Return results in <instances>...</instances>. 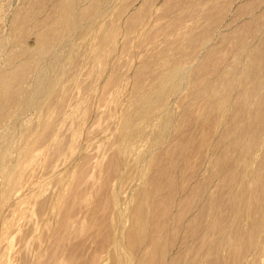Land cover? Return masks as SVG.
I'll return each instance as SVG.
<instances>
[{
  "label": "bare ground",
  "instance_id": "obj_1",
  "mask_svg": "<svg viewBox=\"0 0 264 264\" xmlns=\"http://www.w3.org/2000/svg\"><path fill=\"white\" fill-rule=\"evenodd\" d=\"M11 8L0 264H264V0Z\"/></svg>",
  "mask_w": 264,
  "mask_h": 264
},
{
  "label": "rangeland",
  "instance_id": "obj_2",
  "mask_svg": "<svg viewBox=\"0 0 264 264\" xmlns=\"http://www.w3.org/2000/svg\"><path fill=\"white\" fill-rule=\"evenodd\" d=\"M2 2H4L3 4H2ZM6 2V3H5ZM17 2L19 3V0H11V1H9V2H7V0H0V19L3 17V15L6 13H8L7 12V10H9V9H12L11 7H15V6H17ZM6 4H7V6H6ZM5 6H6V11H5ZM2 7V8H1ZM4 7V8H3ZM9 8V9H8ZM3 9H4V12H3ZM7 27V28H6ZM1 28L4 30V31H7L8 30V26L6 25V24H2L1 25Z\"/></svg>",
  "mask_w": 264,
  "mask_h": 264
}]
</instances>
